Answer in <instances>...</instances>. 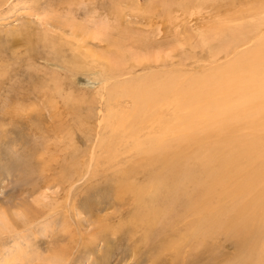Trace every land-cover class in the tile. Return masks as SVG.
Wrapping results in <instances>:
<instances>
[{"label": "rangeland", "instance_id": "1", "mask_svg": "<svg viewBox=\"0 0 264 264\" xmlns=\"http://www.w3.org/2000/svg\"><path fill=\"white\" fill-rule=\"evenodd\" d=\"M262 39L264 0H0V264H238L225 235L189 243L192 218L135 223L156 213L135 202L150 172L102 120L133 110L121 87L195 79Z\"/></svg>", "mask_w": 264, "mask_h": 264}, {"label": "bare ground", "instance_id": "2", "mask_svg": "<svg viewBox=\"0 0 264 264\" xmlns=\"http://www.w3.org/2000/svg\"><path fill=\"white\" fill-rule=\"evenodd\" d=\"M255 46L195 79L146 84L139 79L135 88L125 85L121 94L134 102L133 110L102 120L120 142H138L133 148L138 161L130 173L150 172L151 183L135 192V202L150 199L156 213L148 208L147 215L132 218L135 223L177 233L181 222L192 218L186 223L188 242L195 235L214 240L225 235L233 239L237 257L243 255L238 264H264V39ZM110 140L101 143L107 150L113 149ZM123 182L118 184L126 186ZM177 244L170 241L166 247L178 255Z\"/></svg>", "mask_w": 264, "mask_h": 264}]
</instances>
